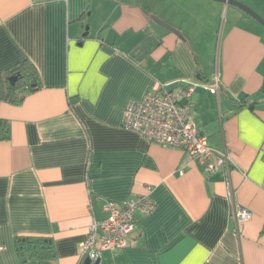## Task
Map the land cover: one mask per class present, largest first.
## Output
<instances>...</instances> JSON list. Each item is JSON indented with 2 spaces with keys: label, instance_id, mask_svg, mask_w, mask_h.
<instances>
[{
  "label": "crops",
  "instance_id": "1",
  "mask_svg": "<svg viewBox=\"0 0 264 264\" xmlns=\"http://www.w3.org/2000/svg\"><path fill=\"white\" fill-rule=\"evenodd\" d=\"M172 2L0 0V75L28 60L41 84L19 105L0 102V264H21L17 237L51 239L53 264H84L104 204L141 195L154 212L101 264H264V27L214 0H201L208 11ZM181 80L199 84L192 118L232 158L228 174L124 128L130 103ZM239 208L253 218L239 224Z\"/></svg>",
  "mask_w": 264,
  "mask_h": 264
},
{
  "label": "built area",
  "instance_id": "2",
  "mask_svg": "<svg viewBox=\"0 0 264 264\" xmlns=\"http://www.w3.org/2000/svg\"><path fill=\"white\" fill-rule=\"evenodd\" d=\"M198 86V83L188 80L178 81L173 87L160 85L157 91L147 93L142 103H130L127 106L123 126L148 144L187 152L208 174L217 171L228 174L233 165L232 158L227 151L213 148L193 121L190 102ZM206 88L212 94H217L219 80ZM227 186L228 196L231 198L230 182ZM154 210V204L146 195L121 204L106 202V217L101 221H94L89 227L87 238L82 244L83 257L95 263L101 260L104 252H118L129 248L137 229V216H149ZM234 217L239 224H244L253 218V212L247 208H239Z\"/></svg>",
  "mask_w": 264,
  "mask_h": 264
},
{
  "label": "trees",
  "instance_id": "3",
  "mask_svg": "<svg viewBox=\"0 0 264 264\" xmlns=\"http://www.w3.org/2000/svg\"><path fill=\"white\" fill-rule=\"evenodd\" d=\"M16 82L11 84L10 78ZM40 78L36 68L25 60L0 75V102L19 105L27 92L40 88ZM10 139L9 124L0 120V140ZM15 250L21 264H53L56 259L54 244L51 239L43 237H17Z\"/></svg>",
  "mask_w": 264,
  "mask_h": 264
},
{
  "label": "rangeland",
  "instance_id": "4",
  "mask_svg": "<svg viewBox=\"0 0 264 264\" xmlns=\"http://www.w3.org/2000/svg\"><path fill=\"white\" fill-rule=\"evenodd\" d=\"M150 1L152 4V7L154 8H174L175 2H172V0H143V2ZM181 6L183 8H196L201 9L203 11H208L207 7L201 3V0H180ZM245 1L249 7H251L253 10H255L258 14H260L264 18V0H243ZM227 9L224 8L223 11L219 10L216 17V24L217 25H224L227 20H229L231 14L227 13Z\"/></svg>",
  "mask_w": 264,
  "mask_h": 264
},
{
  "label": "water",
  "instance_id": "5",
  "mask_svg": "<svg viewBox=\"0 0 264 264\" xmlns=\"http://www.w3.org/2000/svg\"><path fill=\"white\" fill-rule=\"evenodd\" d=\"M214 1L218 2V3H223L226 6H232L234 8L241 10L242 12H244L245 14L250 16L252 19L257 21L261 26L264 27V18L260 14H258L255 10H253L251 7H249L248 5L242 3L238 0H214ZM152 18L160 26H162V27L168 29L169 31H171V32L179 35L180 37H182L180 32L176 28H174L170 24L166 23L165 21L161 20L159 17L153 16ZM10 82L12 85H14L16 82V78L15 77L10 78ZM84 264H101V260H98L95 263H92V261L89 258H87L85 260Z\"/></svg>",
  "mask_w": 264,
  "mask_h": 264
}]
</instances>
